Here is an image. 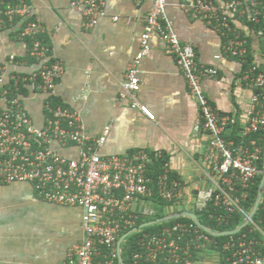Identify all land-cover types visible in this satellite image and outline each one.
I'll return each mask as SVG.
<instances>
[{
    "label": "built area",
    "instance_id": "obj_1",
    "mask_svg": "<svg viewBox=\"0 0 264 264\" xmlns=\"http://www.w3.org/2000/svg\"><path fill=\"white\" fill-rule=\"evenodd\" d=\"M171 2L155 0L140 37V51L127 69L120 98H133L139 92V66L151 52V40L159 38L166 53L174 58L199 106L201 121L195 127L196 132L209 137V152L204 161L212 186L200 188L197 185L195 209L210 212V218L220 226L229 224L233 215L238 214L242 225L246 226L237 234L227 236L221 244L227 263L264 264V228L254 221L255 215L251 218V212L242 207L251 185L262 173L259 163L264 156L253 137L264 131V72L257 65L244 72L243 81L252 96L240 126L236 118L217 114L204 94L202 82L218 77V71L200 66L193 46L179 40L166 17ZM71 6L83 12L88 29L94 28L105 15V0H73ZM180 8L191 18L220 32L224 53L239 61L248 53V42L231 26L232 19L243 18L249 11L254 23H264L261 0H181ZM30 15L27 0H0V17L7 22L25 20ZM42 32L38 21H27L19 32L22 40L31 42L29 57L40 63L37 72L29 76L12 75L7 81L6 66H0V184H29L36 195L48 203L82 210V240L68 249L62 264H119L118 244L126 235L121 237L122 233L136 229L134 226L140 217L155 215V204L151 200L154 183L158 197L169 207L181 198V184L170 177L168 162L155 182L148 177L154 159L163 158L162 151L152 155L141 151L132 156H103L101 150L109 135L108 129L103 136L90 139L84 134L78 113L67 107L52 106L49 99L53 97L64 67L59 61L46 62L49 49L40 40ZM258 36H263V32ZM10 59L15 60L13 56ZM22 90L26 94L47 97L42 128L35 125L26 109ZM132 106L155 121L148 107L136 100L132 101ZM234 133L235 139L232 138ZM71 146L80 148L76 158L58 151V148ZM260 206L264 213V191ZM138 246L140 251L133 255L136 264H192L194 253L219 252L220 244L191 221L179 222L158 234L145 235Z\"/></svg>",
    "mask_w": 264,
    "mask_h": 264
},
{
    "label": "crops",
    "instance_id": "obj_2",
    "mask_svg": "<svg viewBox=\"0 0 264 264\" xmlns=\"http://www.w3.org/2000/svg\"><path fill=\"white\" fill-rule=\"evenodd\" d=\"M72 1L27 0L31 15L25 20L9 23L0 17V66H6V80L39 70L40 63L29 57L30 40L19 36L27 21H38L43 27L40 40L49 49L46 62L59 61L64 67L53 101L78 113L88 138L97 139L109 130L103 156L162 151L182 189L177 204L167 208V216L194 213L197 185L212 186L204 161L210 142L207 135L195 130L201 121L199 106L159 38L151 40V52L139 66V92L133 98H120L155 0H105V15L91 29L85 27L83 12L72 8ZM180 2L172 0L166 17L179 40L193 46L198 64L218 71V77L202 82L214 111L236 118L240 126L252 96L243 81L242 64L224 53L221 33L188 16ZM241 20L232 19L231 26L251 39L255 63L264 72L260 40L250 35ZM46 100L43 95L27 93L23 102L39 128L45 125ZM133 100L148 107L155 121L134 108ZM58 151L76 158L80 148ZM82 214L78 208L40 199L29 184H0V264H62L68 249L82 240ZM192 264L222 262L219 252L208 250L197 254Z\"/></svg>",
    "mask_w": 264,
    "mask_h": 264
},
{
    "label": "trees",
    "instance_id": "obj_3",
    "mask_svg": "<svg viewBox=\"0 0 264 264\" xmlns=\"http://www.w3.org/2000/svg\"><path fill=\"white\" fill-rule=\"evenodd\" d=\"M264 3V0H261ZM240 18V17H237ZM241 19V18H240ZM246 27L248 28L250 35H254L257 36L260 40V51L261 54L264 55V23L260 22V23H254L251 20V17L249 16V11L247 12V14L242 18L241 20ZM262 31L263 32V36H258V33ZM247 39V44H248V53L247 55L243 58V61H240L242 64V76L244 75V72L251 69L252 67L256 66L255 63V56L254 53L252 52L250 43H251V39L246 37ZM22 93L24 95L26 94L25 90H22ZM49 102L52 104V106L54 108L58 107L59 105H57L55 103V101H53V98L49 99ZM238 129V127H237ZM236 133V132H235ZM235 133L234 136L232 137L233 139H235ZM258 144L261 146L262 148V155L264 156V131L258 135H255L253 137ZM168 162V158L164 155L163 158H161L160 160H155L153 164L149 167L148 170V177L151 178L154 182L157 180L158 176L161 175L164 170H163V165L166 164ZM259 169L260 171L263 173V169H264V160H262L259 163ZM260 174L253 182V184L251 185V188L249 190V194H248V198L245 202H243L242 207L247 210L248 212H251L252 209L255 206V203L257 201L258 198V194H259V188H260V184H261V180L263 178V174ZM170 177L174 180H178V177L171 173ZM151 200L154 202V207H155V215L151 216V217H140L137 222L136 225L134 226L135 228H140L142 225L149 223V222H153L159 219H162L164 217L167 216V208L169 207V205L164 202L163 200H161L158 197L157 194V187L155 186V183L153 185V195L151 197ZM211 212H213L211 210ZM194 213L198 216V219L200 220V222L208 229H210L213 232L216 233H223L226 231H233L236 230L239 226H241L243 224L241 217L238 214H234L230 223L227 225H222L220 226L215 220H213L212 218H210L211 213L210 212H199V211H194ZM254 221L256 223L259 224V226L261 228H264V213L262 212V206H260L259 210L256 212L255 216H254ZM179 222H186V223H190L191 220L188 218H178V219H173L170 220L168 222H164L158 225H154L151 227H147L144 229L139 230L137 233L131 235L130 237H128L121 245V251H122V257H123V264H136L133 260V255L134 253H137L140 251V247L138 246V242L141 238H143L145 235H153V234H158L160 233L164 228H167L169 226H172L174 224H177ZM130 230L124 231L121 235V237L125 234H127ZM255 236L258 239H261L260 235L258 233H255ZM211 239H213L214 241H217L220 246H218L219 248V254L221 257V262L222 264H228L227 263V254L223 253L221 250V244H223L226 240L227 237H214L211 236ZM210 249H214L212 246H209ZM221 250V251H220ZM196 258V254H193L192 260L194 261ZM140 264H150V263H140Z\"/></svg>",
    "mask_w": 264,
    "mask_h": 264
},
{
    "label": "water",
    "instance_id": "obj_4",
    "mask_svg": "<svg viewBox=\"0 0 264 264\" xmlns=\"http://www.w3.org/2000/svg\"><path fill=\"white\" fill-rule=\"evenodd\" d=\"M263 191H264V169H263V178L261 180V184H260V188H259L258 198H257V201L255 203V206H254L253 210L250 213V217L251 218L256 214V212H257V210L259 208V205L261 203L262 196H263ZM178 218H188V219H190L201 230H203L204 232H206V233H208V234H210L211 236H214V237H227L229 235L237 234L238 232H240L246 226V224H244V225H242L240 228H238L235 231H228V232H223V233H216V232H213L210 229L206 228L200 222V220L198 219V216L195 213L185 212V213H176V214H173V215H169V216H166V217H164L162 219H159V220H156V221H153V222L146 223V224L142 225L140 228H136V229L130 231L125 236H123L121 238V240L119 241V244H118L119 264H123V257H122L121 245H122V243L128 237H130L131 235L135 234L136 232H138L141 229H144V228H147V227H151V226H154V225H158V224H161V223H164V222H168L170 220L178 219Z\"/></svg>",
    "mask_w": 264,
    "mask_h": 264
}]
</instances>
